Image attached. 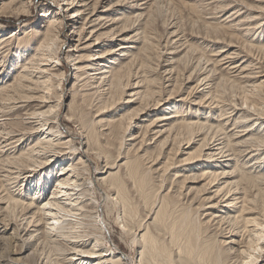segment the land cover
Masks as SVG:
<instances>
[{
  "label": "bare ground",
  "instance_id": "6f19581e",
  "mask_svg": "<svg viewBox=\"0 0 264 264\" xmlns=\"http://www.w3.org/2000/svg\"><path fill=\"white\" fill-rule=\"evenodd\" d=\"M99 1L62 0L64 6L58 10L59 12H54L55 14L48 4L42 5L40 16L47 20L44 30L40 29L34 32L35 40L32 44L30 41L19 44L20 47H23L22 52L27 55L24 69L14 79V83L8 85L6 83L0 87V114H3L8 106L22 103L35 104L34 106L31 104L18 105L19 108L23 109L15 111L13 115L0 116V164L18 170L17 172L6 170L8 173L6 181L9 182L10 177L16 175L17 177L12 180H18L22 177L21 179H26L24 182L26 187L28 185L26 182L29 179H32L33 183L36 184L35 187L33 186L34 188L27 190L31 191L33 196L27 204L24 203V197L23 199L16 198L1 186L3 192H7L0 199L6 200L8 204L5 208L6 211H14L19 208L23 213L19 229H13L15 223L11 222L12 220L5 222L7 216L0 218V241L9 243L6 256V263L8 264H23V261L28 257H24V254L28 250H32L29 253L36 258L39 251L46 244L54 246V248L58 247L54 254L55 258L53 261H43L36 258L40 264H52V262L53 264H126L128 260L127 255H122L123 253L117 246L115 249L120 253L115 252L111 246L106 247L108 246L106 233L109 229L105 216L100 213L101 203L96 202L93 198H88L90 190L87 187V181L83 173L85 162L81 158L76 159L74 157L76 152L73 150L76 146L73 144V139L71 136H65L63 130L60 129L62 124L59 123L58 118L61 104H63L61 83L64 74L60 72L59 55L68 43H71V41L76 42V46L72 49V55L67 56L71 59V68L74 72L73 80L75 81L73 88L70 90L73 99L69 104V118H73V121L75 119L73 113L76 106L75 98L80 95L82 98L97 97L100 103L105 105L102 107L104 110L108 105L120 104L125 91L128 88L135 87L131 85L130 81L125 83L123 80L121 73L125 61L128 58H133L134 54L140 51L138 46L127 47V44L133 40V37L128 35L137 26L143 29L146 10L155 0H117L116 2L111 0L110 5L104 11L96 12ZM212 1L222 5V7L226 5L223 4L224 0ZM254 1L261 3L259 0ZM57 2L58 0H52L50 3L56 6ZM27 3V0H6L1 11L6 13L8 10H15L17 13H27L26 21H30L31 8ZM29 4L31 3L29 2ZM263 6L262 8L258 7V10H253L241 5L242 8L238 7L231 12L228 16L230 19L229 25L225 24L223 28L230 32L229 34L242 33L241 39L251 35L255 36L262 29L259 36L257 35L262 38L264 36ZM109 11L110 13H108ZM20 17L22 18L24 15L21 14ZM106 23L109 25L105 27ZM130 23V29L119 28L121 24L127 25ZM66 28L72 29L69 37L65 33ZM86 32L89 33L91 38L84 40ZM4 36L3 31L0 30V40ZM177 37V32H172L169 43L170 46L174 45V47L169 49L168 42L165 45V47L167 46L166 51L164 50L165 54L171 56L172 59L174 55H178L185 49L184 43L181 44L180 39H177ZM258 37L249 40V42L242 40L239 43L231 39L225 42L216 40V44L223 46L204 62L205 71L211 66L208 69L209 74L202 79V83L205 82L203 87L209 89L206 95L207 97L210 95L211 98L210 101L206 98L201 101L193 100L190 105L202 106L206 104V109H217L224 116V119L219 121L213 115L205 117L201 115H180V112L175 110V112L168 114H159L149 125H145L143 118L150 116V112L161 106V104L158 101L159 99L153 100L155 92L151 89V81L141 80L135 83L136 87L140 88L143 86L139 85L148 83V87L145 93L140 92L139 89L129 96L132 99L137 97V100L128 101L127 105H134L138 103V100L141 103H139L138 108L133 109L124 118L130 117L131 120L142 118V120L135 123V125L128 126L127 130L132 129L134 133H130L131 136L126 142H123L124 138L120 137L121 135L119 136L122 141L121 149L118 150L119 156L120 151L123 150L124 157H120L122 160L119 157L112 158V160L108 158L104 171L101 173L103 175L95 182L97 185L108 186L112 192L115 191V195L114 192L110 195L105 192L106 199L103 200L115 204L124 203L126 196L123 191L126 185L124 186L123 180L117 179V176L124 167L135 169V171H130V176H138L136 169L139 167L138 161L140 159L136 155L135 160L131 162L128 155L133 150L140 151L148 141H155L154 144L162 148L169 147L173 143L170 152L168 151L167 161L164 163L166 170L171 169L173 165L171 164L173 161L171 153H175L177 149L180 150V145L183 144L181 142L187 141L186 145L189 146L199 143L198 151L191 156L194 157L193 159L199 158L205 150L209 151L204 157L208 162L215 164L211 167L213 171L208 174L209 183L203 188L201 187L202 189L196 185L190 186L186 194H184L185 187L180 189L183 192L179 189L175 192L189 208H194L197 196L195 194L196 196L192 198L190 194L205 193L213 183L215 184L218 181L215 194L203 200L199 199L201 203L193 209L196 214H199V223L192 220L189 223L190 229L188 228L184 235L171 233V239L167 245L160 243L159 236L161 232H165L160 227V221L161 224L167 222L168 219L165 217L164 210H169V207L164 208V206H161L152 221L147 222L144 229L142 225H138L137 229H133L123 218L120 219V226L125 234L131 235L132 230L137 231L133 235V242L139 249L138 264H191V262H195V264L208 262V264H225L226 259L230 257L233 258L234 264H264V129L262 132L259 131L264 127V108L256 102L250 101L249 105L244 103L247 105L246 108L236 104L226 109L225 105L227 104L221 102V100L216 102L215 99L218 98L219 92L214 90L219 87V83L227 81L225 77L238 81L244 85L243 89L254 87L256 82V78L252 77L255 74L254 70L257 71V65L261 60H264V56L260 55L262 51L264 52V48L256 47L262 46L264 40L262 42ZM92 38H95V41L91 42ZM243 43L247 44L244 45ZM97 49L99 50L94 51ZM253 50L257 52V59H253L256 56ZM19 56H21V53ZM236 60H239L238 64H234ZM102 61L106 62V65L101 63V68L96 69L95 67L100 65ZM175 63H177V60ZM174 65L169 64L168 67L171 69L166 70V75H170L177 70ZM218 71L221 73L226 71V76L221 75L219 83L214 85L215 76L220 74H218ZM82 74H86L84 80L81 79ZM190 79L191 77L187 78L188 81ZM80 82L84 83L80 86L78 85ZM79 87L81 90H79ZM194 90L195 94L198 95L197 88ZM38 93L41 95H38ZM175 96L173 90L167 101H165V106L171 107L172 103L170 101ZM186 100L187 97H182L179 102L185 103ZM167 106L165 108L169 110ZM230 110L231 112H229ZM236 111L235 116L238 113L241 114L233 127L227 130L229 119L233 116L231 114ZM14 117L20 119L21 123L30 126L29 128L24 126L21 132L32 131V134L36 135V143L34 145L30 144V148L19 156H16L14 150L12 152V148H8V146L15 143V136L10 137V135L16 131L9 129L10 127L8 128L5 121H10ZM56 120L57 122H55ZM104 121L101 120L97 123L102 125ZM116 123L118 125H116L115 130L105 129L102 136H118L117 131H119L118 127L121 126L122 120ZM14 126L18 127L19 125L14 124ZM194 128H198L197 134L191 131ZM45 135L47 137L42 139ZM22 138L23 135H21L18 142ZM9 140H12V143L6 145V141ZM4 144L5 146L1 148ZM150 145L147 146L150 147ZM125 147L130 148L127 149L126 153H124ZM84 151L86 157L87 153L94 150L87 145ZM246 157L247 162H243L245 165L240 166L239 159L245 161ZM123 159L125 161L121 163ZM249 161L251 162L248 164ZM166 170L163 171L166 173ZM178 173L171 180L173 183L176 182L174 183L176 185L181 183L178 182L181 177L182 182L192 179L191 183L196 184L204 176V174L177 176ZM38 175L39 178L36 180ZM173 189L174 187H171L169 192ZM41 198H44L43 205L32 212V209L36 206V201ZM220 198H227V200L217 202ZM220 203L223 204L220 206ZM183 211L187 212L183 216L186 217L184 220L188 221V215H190L188 212L192 210L186 208ZM201 225L210 233V235L206 234L205 238L201 234L203 232ZM10 230L13 231L12 236L6 237ZM182 240L185 242L181 245ZM160 245L165 246L163 251ZM60 246L62 248H59ZM3 258H5V255Z\"/></svg>",
  "mask_w": 264,
  "mask_h": 264
},
{
  "label": "rangeland",
  "instance_id": "374dc122",
  "mask_svg": "<svg viewBox=\"0 0 264 264\" xmlns=\"http://www.w3.org/2000/svg\"><path fill=\"white\" fill-rule=\"evenodd\" d=\"M4 1L6 0H0V30L3 31V36L6 35L0 40V87H2L6 83L7 85L14 83V79L18 77V75L24 69L23 67L26 64L25 60L27 58V55H25L26 53L22 52L23 47H20L19 44L25 41H30V43L32 44V42H34L35 40L34 32L40 29L44 30L47 20L40 16L41 6L48 4L51 7L53 13H56L62 6H64L62 0H58L56 6L50 3L52 0H27V4L31 8V19L30 21H26L27 19L25 17L28 16L27 13H17V11L15 10H8L6 13L2 12L1 8L4 4ZM116 1L117 0H114V2ZM259 1H261V3H256L254 0H224L223 4H226L224 7H222V5L218 3L213 2L212 0H155L151 3L149 9L146 10V17L145 21L143 22V29H140V27L137 26V28L134 31H131L129 33L130 35H128L130 37H133V40L127 44V47L133 48V46H138L140 47V51L138 53H135L133 58H128V60L125 61V65L121 73L123 75L124 82L127 83L128 81H130L131 85L135 87L137 86L135 85V83H138L141 80L152 82L150 86L151 89L155 92L153 100L159 99L158 101H160L161 106H158L156 107V109H153L149 114L150 116L145 119L143 118L145 125H149L156 118L157 115L168 114L171 112H175V110H178L180 112V115H201L204 117L213 115L214 117H216L217 121L224 119L223 113H219L217 109H206V104H203L202 106H193L190 105V102H193V100L201 101L205 98L210 101L211 96L209 95L207 97L206 95L208 94L209 89H205L203 87V84L205 82L202 83V79H204L209 74L208 69L211 68L210 66L207 71H205L206 67H204V62H206L207 58H211V56L215 54V51L219 50L223 46L221 44H216V40H218L219 42H225L231 39L232 41L238 43L242 40L249 42V40H254L255 38H257L262 32V29H260L255 36L251 35L250 37L248 36L244 39H241L240 37L242 36V33L236 32L234 34H229L230 32H227L226 29L223 28V25H229L228 23L230 22V19L228 18V16L234 9L243 5L253 10H258V7L262 8V6L264 5V0ZM29 2L31 4H29ZM110 3L111 0H100L98 2L96 12L104 11L107 6L110 5ZM262 10H264V8ZM108 13H110V11ZM21 14L24 15V17L21 18ZM224 20H227V23L223 22ZM108 25L109 24L106 23L105 27ZM130 26L131 23L127 25L121 24L119 28L130 29ZM174 31L177 32V39H180L181 44L184 43L185 49L182 50V52L178 55H174V58L172 59L171 56L165 54V48L167 46L169 49L174 47V45L170 46L169 43L171 39L170 34ZM71 32V28L65 29V33L68 35V37L70 36ZM135 34L138 36H136ZM10 37L12 38L9 39ZM139 37L140 39H138ZM84 38V40H87V38L90 39L91 36H89V33L86 32ZM258 39H261L263 42L264 36L262 38L258 37ZM93 41H95V38L91 39V42ZM166 44L167 46L165 47ZM243 44L246 45L247 43ZM75 46L76 42L71 41V43H68L64 47L63 51L59 55V63L61 64L59 66L60 72L64 74L63 81L61 83V91L63 92V104H61L62 106L60 107L58 118V120L60 121L59 123L62 124L60 129L63 130L65 136L72 137L73 144L74 146H76L75 150H73L76 152L74 157L76 159L81 158L82 161L85 162V169L83 173L85 180L87 181V187L90 190V196L88 198H93L96 202L98 201L101 203L99 208L100 213L102 216H105L109 229L106 233V243H108V246L106 247L111 246V248H114L115 252L120 253V251L118 252V250L115 249L117 246L121 250V253H123L122 255H127L126 258H128V260L126 264H138L139 249L133 242V235L135 234L136 230H132L131 235L125 234L120 226V219L123 218L125 222L133 229H137L138 225H142V228L144 229L147 225V222L150 223L152 221L153 217H155V213H157L161 206H164V208L169 207V210H164L166 214L165 217L168 219L167 222L161 224L160 221V227L164 229L165 232H161L159 236L161 244H169L171 239V233H174L176 235L178 234L180 236L184 235L186 230L188 228L190 229L191 226H189V223L192 222V220L199 223V214H196L193 209L196 208L199 203H201L200 200L208 198L209 196L212 197L215 194L217 190L216 187L218 186V181H216L215 184L213 183L209 187V191L207 190V192L205 193L201 192V194H190L192 198L197 195L196 203H194V208L192 207L193 209L189 208L188 205H185L181 197H179L177 193L175 194V192L185 187L186 190L184 191V194H186L188 193V187L193 185H196L198 188L202 189L203 186L209 183L210 179L208 178V174L213 171L211 167H213V165L215 164L213 162H208L204 157L205 154L209 153V151L206 150L202 153L199 158L193 159L194 157L191 156L194 155L196 151H198L199 143L196 145L189 146L186 145L187 141H184L181 142V144H183L180 145V150L177 149L178 152L176 151V154L171 153L172 156H170L173 159L171 164L173 165L171 166L170 170H166L164 163L167 161V157L169 154L168 151L170 152V147L173 146V143L169 147L167 146L166 148H162L157 146V144L155 145V141H148L145 145H143L140 151L136 152V150H133L128 155L129 160L131 162L135 160L136 155L140 159L138 161L139 167L138 169H136V173L138 176H130V171H135V169H127L125 167V169L122 168L120 170L117 176V179L123 180L124 186L126 185L124 188V191H126V193H124L123 191V194H125L126 196L124 203L122 202L120 203V205L104 201L106 199L104 194L105 192L109 195L114 192L115 195V191L112 192V190H110L108 186L101 184L97 185L95 184V182L99 177L103 175H101V173H103L104 171L108 158L112 160V158L116 159L117 157H124V154H122L123 150L120 151L119 156L118 150L121 149L122 144V141L119 136L121 135L120 137L124 138L123 142H126V140L130 138L131 134L134 133L132 129L127 130L128 126L133 124L135 125V123L141 122L142 120V118L140 120H136L135 118L131 120L130 117H128L127 119L124 118V116L130 114L133 109L139 107V103H141L140 100H138V103H135L134 105H127L126 103L131 100H137V97H135L134 99L129 97L136 90L140 89V92L145 93V90L148 87V83L139 85L143 86L141 88H128L125 91V94L120 104L117 103V105H113L114 107L112 105H108L105 108L106 111L102 109V107L105 105L101 104L97 97L82 98L81 95L77 96L75 98L76 106L73 110V113L75 115V119L73 121V118H69L68 114L69 104L73 99L72 92L70 90L73 88L75 81L73 80L74 72L71 68V59H69L67 56L72 55V49ZM262 46H264V44H262ZM262 46L256 47L264 48ZM98 50L99 49L94 51ZM253 51V53L256 55L255 58L253 57V59H257V52L255 50ZM20 53L21 56H19ZM260 55L264 56V52L262 51ZM176 60L177 63H175ZM238 61L239 60H236L234 64H238ZM101 63L106 65V62L102 61L100 62V65L96 66L95 68H101ZM171 63L175 64L174 66L177 67V70L173 71V73H171L170 75H166V70L171 69L170 67H168ZM256 68L257 71L254 70L255 74L252 76L253 78H256L254 87L252 86L253 84H249L252 87H248L247 89H243L244 85L240 84L238 81L229 79L228 77H225L227 81L219 83L221 75L226 76L225 72L228 70H226L224 73L218 71V74H220L215 76L216 80L213 82L214 85H216L217 83L220 84L217 89H214L219 92L217 95L218 98L215 99L216 102L217 100H221V102L227 104L228 107L227 105H225L226 109H229L232 106H235L236 104L242 105L240 106L242 108H246V104L249 105L250 101H254L260 107L264 108V60H261V62L257 65ZM157 74L159 76L158 78ZM85 77L86 74H82L81 79ZM188 77H191L190 81L187 80ZM82 83L80 82L78 83V85L81 86ZM196 88L198 95H196L194 92V89ZM240 89L244 91H241ZM79 90H81V88ZM173 90L176 96L173 100L170 101V103H172L171 107L166 105L169 108V110H166L165 101H167ZM38 95L41 94L38 93ZM182 97H187L185 103L179 102V99H181ZM28 104H31L32 106L35 105L33 103H22L8 106V108L5 109L4 113L0 114V116L11 114L13 115L15 111L23 109L19 108L20 106L18 105L26 106ZM175 106L177 107L175 108ZM11 109L12 111H10ZM164 109L166 112L163 111ZM229 112H231V110ZM236 113L237 111L231 114L233 116L229 119L227 130L233 127V124L235 123V121H237L241 114L238 113L235 116ZM101 120H105L102 125L98 124ZM119 120H122V124L120 126L122 130L120 129V127H118V136H102V133L104 132L103 130L105 129H109L111 131L115 130V128L117 127L116 125H118V123L116 122ZM55 122H57V120ZM5 123L8 124L7 126L8 128L10 127L9 129L16 131L14 132V134L10 135V137L15 136V143L12 144V146H8V148H12V152L13 150L15 151L16 156H19L26 152L30 148V144L34 145L36 143V135L32 134V131H27L25 133L21 132L24 126H26L25 128L30 127L28 124L26 125L21 123V120L18 118L16 119V117L11 119L10 121H5ZM14 124H18L19 126H14ZM263 129L264 127L261 128L259 131L262 132ZM191 131L194 134H197L198 128H194ZM21 135H23V138L21 139V141L18 142ZM44 137L47 136H43L42 139ZM11 141L12 140L6 141V145L12 143ZM87 145L92 147L94 151L87 153L85 157L84 149L87 147ZM147 145H150V147ZM4 146L5 144L1 146V148ZM98 147H100L101 149H99ZM127 149L130 148L125 147L124 153H126ZM62 151L67 152L65 150ZM121 158L120 160H122ZM246 159L247 157L245 158V161H243V159H239L240 166L245 165L243 162H247ZM124 161L125 160L123 159L121 163H123ZM250 162L251 161H249L248 164ZM6 170L13 172L18 171L17 169L8 168L0 164V199L3 198L7 193L3 192V190L1 189V186H3L14 197L22 199L24 197V203L27 204L29 199L33 198V196L31 195V191L29 192L27 190L29 188H34L36 184L33 183L34 181H32V179H29V181L26 182L28 184L26 187V184L24 183L26 179L23 180L21 179V177L18 180H12L13 178L17 177L16 175H12L10 177V181L7 182L6 175L8 173ZM163 170H166L167 172L165 173ZM177 172L180 173H178L177 176H190L193 174H204V176L201 178V181L196 184L191 183L193 181L192 179H189V181L185 180L184 182H182L181 177L178 179V182L181 183L176 185L174 184L176 182L173 183L171 180L174 179V176L175 174H177ZM37 178H39V175L36 176V180ZM171 187H174V189L169 192ZM175 187L178 188L176 189ZM47 194H49V192H47ZM43 200L44 198H41L36 201V206L33 208L34 210L32 209V212H34L37 207L43 205ZM225 200H227V198H220V200L218 199L217 202H224ZM222 204L223 203H220V206ZM7 206L8 204L6 200H0V218L2 219L7 216V218H5V222H7L8 220H12L11 222L15 223V225H13V229H19L20 222H22L21 220L23 214L21 209L18 208L19 211L18 209H16L18 213L16 212V210H14L15 212L12 210L6 211L5 208H7ZM186 208L192 210L191 212H188L190 214L188 215V221L184 220L186 217L183 216L185 213H187V210L185 212L183 211ZM17 218L18 220L15 221V219ZM201 229L203 230V232L201 233L203 238H205L206 234L210 235V233L207 232L202 225ZM12 232L13 231L10 230L6 237L12 236ZM183 242L185 241L182 240L180 244H184ZM8 247V242L0 241V264H8L6 263ZM160 247L162 251L165 249L164 245H160ZM56 248L58 247L54 248V246L46 244L39 251L36 258L41 259L43 261H53V259L55 258L54 254L57 250ZM59 248H62V246H60ZM30 251L32 252V250H28L24 254L25 256L23 255L24 257L30 256L29 258L26 257L27 260L25 259V261H23V264H40L38 260L33 255H31V253H29ZM27 253H29L30 255ZM4 255L5 258H3ZM191 264H195V262H191ZM225 264H234L233 258H227Z\"/></svg>",
  "mask_w": 264,
  "mask_h": 264
}]
</instances>
